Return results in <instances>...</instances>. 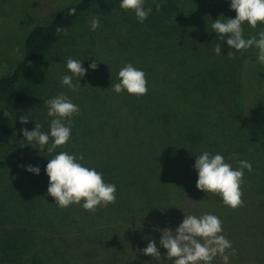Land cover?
<instances>
[{"label": "trees", "instance_id": "16d2710c", "mask_svg": "<svg viewBox=\"0 0 264 264\" xmlns=\"http://www.w3.org/2000/svg\"><path fill=\"white\" fill-rule=\"evenodd\" d=\"M120 2L76 0L46 23L27 12L32 24L20 59L10 73L0 76V147L36 160L14 157V164L4 169L0 163L2 262L46 264L43 251L48 240L40 249L38 236L64 235L66 229L85 232L89 225H100L92 237L108 248L110 264H171L159 243L162 226L150 219L173 220L174 214L155 213L149 201L137 199L138 195L145 196L149 176L174 185L176 192L192 191L196 186L192 182L198 178L195 158L204 151L221 154L224 144L233 148L235 165L243 159L254 170L264 172V65L257 60L256 48L250 49L251 58H243L242 50L229 59V51L235 50L228 47L227 34L221 41L211 28L218 18L236 17L231 0H194L190 5L184 0H145V8L152 7V12L143 23L133 11L121 9ZM156 3L161 4L159 10ZM70 8L76 9L75 15H69ZM100 11L113 21L96 35L71 43L75 48L72 58L87 69L84 77H73V83L81 86L79 90L73 92L60 79L43 91L49 83L48 59L62 48L68 35L75 33L77 22L85 14ZM116 26H121L119 33H115ZM57 27L66 32L57 33ZM242 27L246 39L264 31V23L251 28L245 22ZM217 44L221 45L220 55L214 51ZM97 50L105 53L106 66L92 70L89 64L95 61ZM129 63L146 73V95L116 94L110 87L119 82V69ZM252 71L257 89L246 105V90L250 88L246 73ZM95 85H102L101 95L94 94ZM60 93L78 105L80 112L72 118L70 140L49 154L34 142L29 145L21 129L31 131L39 123L41 131L48 132L52 117L44 115L43 108L48 112L44 101ZM28 106L34 111L28 112ZM26 114L29 122L21 124L20 117ZM100 131L104 134L99 135ZM145 145L151 153L143 149ZM61 151L77 157L83 154L85 166L102 173L106 183L115 184L116 202L98 207L94 213L75 204L58 207L47 194L49 180L45 182L44 172L48 159ZM28 165L38 166L39 175L26 171ZM108 208L120 214L119 220ZM113 223H117L114 228L119 227L123 246H114L106 235L105 244L101 235L97 238L101 229L111 232ZM152 240L161 253L159 261L139 251ZM47 244L52 245L50 241Z\"/></svg>", "mask_w": 264, "mask_h": 264}, {"label": "clouds", "instance_id": "9594fccd", "mask_svg": "<svg viewBox=\"0 0 264 264\" xmlns=\"http://www.w3.org/2000/svg\"><path fill=\"white\" fill-rule=\"evenodd\" d=\"M145 0H121L120 8L134 12L138 22L143 23L152 12V7L145 8ZM161 4L156 3L159 10ZM230 8L236 12V17L221 20L220 18L211 24L212 31L218 34L219 40L223 41L227 34V45L230 49L227 57L232 59L236 52L255 47L257 60L264 65V31L245 38L242 25L247 22L251 28H256L258 23H264V0H231ZM76 9L70 8L69 15H75ZM221 17V16H220ZM100 26L98 17L90 21L91 30L95 31ZM57 33L66 32V29L57 27ZM217 55L221 54V45L217 44L214 49ZM96 61L89 64V68L96 70ZM66 68L71 75H64L61 84L67 86L73 92L81 87L73 83V77H84L87 69L82 67V62L72 57L66 60ZM119 82L112 84L111 88L116 94L126 91L137 97L146 95L148 92L146 73L131 63L122 66L118 71ZM48 109L47 115L50 120V130L41 131V125L35 123L34 130L21 129L24 138L31 145L33 142L39 145V149H47L49 154L55 152L57 147L65 145L71 138L73 117L78 115L80 108L74 104L67 95L60 93L55 97L44 101ZM6 117L9 113L4 114ZM29 116L20 117L21 124H27ZM85 157H78L61 151L51 156L46 165V174L49 177L47 194L55 199V204L61 209L70 205H81L85 211L96 212L98 207H108L116 202V186L106 183L102 173L95 168L87 167L82 162ZM239 167L233 168L225 161L222 154L202 152L195 158L193 165L198 173L196 188L206 193L219 195L222 203L232 209L243 206L242 184L244 183V170L252 171V164L247 160L238 161ZM26 171L39 175L40 168L28 165ZM82 202V204H81ZM160 245L167 250V259L171 264H211L219 256L223 264H230V256L236 255V250L231 242L221 233L223 232L222 221L218 216L205 213L200 216L184 215L182 223L173 231L161 230ZM143 254L156 260L161 259V253L152 240L147 247L139 250Z\"/></svg>", "mask_w": 264, "mask_h": 264}, {"label": "rangeland", "instance_id": "374dc122", "mask_svg": "<svg viewBox=\"0 0 264 264\" xmlns=\"http://www.w3.org/2000/svg\"><path fill=\"white\" fill-rule=\"evenodd\" d=\"M76 0H0V76L3 74L10 73L15 67L16 63L20 59L24 39L27 31L29 30L32 22L28 17V13H31L35 18L41 22H48L55 12L64 7L65 5L75 2ZM194 0H184V3L190 5ZM192 6H185L190 8ZM88 12L82 17V20L77 22L75 33L68 35L65 39L62 48L52 54L47 61V68L49 72V83L43 88L46 91L47 87L54 86L53 83L60 81V75H71L66 68V60L68 57H72L75 52V48L71 43H76L78 39L92 37L96 35L99 30L111 23L113 19H105L104 14ZM93 17H98L100 26L95 30H91L90 21ZM121 31V26H116L115 33ZM78 38V39H77ZM255 48V47H252ZM251 48L247 49L243 53V58H251ZM97 65L104 67L106 66V57L103 51L97 50L94 52ZM246 73L249 78L250 88L246 90L247 96L244 99L246 105L251 103L254 92L257 89L255 72L252 71ZM103 87L102 85H95L93 88L94 94L101 95ZM28 112L34 111V107L28 106ZM43 113L45 116L47 112ZM26 112V111H25ZM24 113V111H23ZM29 116V114H26ZM33 116H37L34 114ZM104 132L100 131L99 135H103ZM104 137V136H103ZM223 150L220 152L225 161L232 165L233 168H238L234 161L231 159V155L234 154L233 148H229V145H221ZM143 149L151 153V149L147 148L146 145ZM228 153L226 154V152ZM0 163L4 167L9 164H14V157H18L19 160H36L23 155L22 152L10 151L4 152L0 147ZM237 158V156L234 154ZM28 160V161H29ZM243 160V159H242ZM18 161V160H17ZM240 161V159H238ZM45 182L49 180L46 172H44ZM198 178L192 182L196 184ZM188 181V180H187ZM184 180V182H187ZM148 186L145 187L146 193L144 195H138L141 198L142 203L147 200L150 202V209L157 212H171L175 219L164 220L163 218L150 219L155 221L157 226H162L160 230L171 229L175 230L180 223H182L184 215H195L200 216L205 213H211L219 217L222 221L224 235L232 244V247L236 250L235 256H230V264H264V172L261 170H254L249 172L247 169L244 170V183L242 184L244 201L243 206L237 209H232L225 206L219 195L212 193H206L198 190L196 186L194 190L189 192H176L173 189L174 185H165L167 182L163 179H154L149 176L147 180ZM6 187V184H4ZM166 188L168 192H165ZM184 188V187H182ZM6 188L3 189V191ZM82 204V202H81ZM82 207L81 205H77ZM104 208V207H103ZM108 212L114 214V218L119 220L120 214L114 212L112 208L107 209ZM117 223H113V229L109 233H105L101 229L98 234L101 235L103 244H105V235L108 240L114 246L123 242L118 235L119 227H115ZM100 225H96L91 228L89 225L85 232L75 233L69 229L65 230L64 235H48L43 234L37 237V243L40 249L43 247L45 240L50 241L52 245L46 243V249L43 251V257L46 264H110L112 256L108 254L104 245L100 246L92 236L97 232L96 229ZM106 226H103L105 228ZM71 229V228H70ZM116 238V239H115ZM92 239V240H91ZM121 240V241H120ZM120 241V242H119ZM39 248L36 247L35 250ZM167 250L162 253L166 255ZM121 256V255H120ZM116 259H118V252L116 253ZM0 264H7L0 261ZM9 264V263H8ZM211 264H223L222 259L217 256L211 262Z\"/></svg>", "mask_w": 264, "mask_h": 264}]
</instances>
